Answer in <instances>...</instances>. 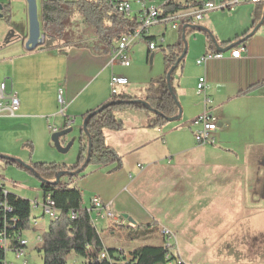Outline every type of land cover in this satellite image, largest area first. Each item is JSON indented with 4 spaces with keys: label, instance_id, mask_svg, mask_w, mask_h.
<instances>
[{
    "label": "crops",
    "instance_id": "1",
    "mask_svg": "<svg viewBox=\"0 0 264 264\" xmlns=\"http://www.w3.org/2000/svg\"><path fill=\"white\" fill-rule=\"evenodd\" d=\"M131 1L133 9L139 7L136 0ZM165 1L149 0L151 5L158 7ZM174 1L183 4L187 0ZM196 1L200 3L202 0ZM246 4H253V7H243ZM262 6L244 2L234 11H209L195 22L200 29H193L194 21L189 22L185 60L177 68L181 73L176 78V85L173 82L181 106V118L172 121L176 122L174 124L150 128V114L145 111L119 113L117 116L124 123L122 130L108 131L106 137L108 144L122 156V168L114 171L113 165L91 166L71 182L85 195V207L92 197L98 196L111 202L115 213L129 216L139 225L149 223L155 213H147L144 207L141 197L149 196L145 185H159V170L170 166L169 169L184 182L182 186L186 183L188 208L195 205L194 195L191 196L190 192L195 193L196 187L201 186L216 200L215 204L220 208L218 224L225 226L214 234L220 240L221 248L239 255L226 259L223 264H264V24L245 42L224 51L218 50V45L227 48L242 39L245 32L249 34ZM162 36L165 41V31ZM181 36L182 29L176 30L169 47L176 45ZM26 39L22 40L23 47L17 56L32 59V63H21L18 68L14 57L3 58L0 63L10 65V71L0 75V82L5 81L7 88L10 86L8 90L17 92L21 101V108L15 116L4 114L0 117V133L23 127L32 139L31 135L40 122L47 124L48 121L49 124L54 119L60 127L75 123L77 118L110 98L111 76L117 74L115 67L120 65L110 64V54L98 56L87 48L76 47L38 48L29 52L25 48ZM241 45L246 51L238 58L233 57L232 50ZM216 53H222L223 57L210 56ZM207 55L210 57L205 62L197 63ZM34 74L38 77L35 78ZM201 77L206 79L205 94H198L197 90ZM129 85L130 81L120 86L119 93L143 97L141 88ZM253 85L257 86L251 88ZM205 97L209 99L208 103ZM206 109L218 119L213 145L198 144L194 130L186 126ZM45 125L43 123L44 129ZM59 151L61 153L54 156V161L69 166L77 163L78 149L71 153ZM61 179L68 181L65 175ZM0 185L9 191L4 183L0 182ZM158 201V198L150 199L155 208L160 207ZM40 205L39 202L35 204L36 207ZM45 218L35 216L32 219L37 223L31 228L35 241L49 226L50 220ZM226 222L230 223L228 229ZM186 223L188 227V218ZM184 224V220L177 217L167 221L174 232L181 231ZM193 238H196L195 232L187 237Z\"/></svg>",
    "mask_w": 264,
    "mask_h": 264
},
{
    "label": "trees",
    "instance_id": "2",
    "mask_svg": "<svg viewBox=\"0 0 264 264\" xmlns=\"http://www.w3.org/2000/svg\"><path fill=\"white\" fill-rule=\"evenodd\" d=\"M197 4L196 0H187L183 4L166 0L159 8L161 13L167 16L183 9H190ZM261 4L263 6L254 26H257L263 17L264 2ZM39 19L44 34V44L39 48H87L98 56H108L120 37L131 34L138 25L136 19H129L117 13L108 0H41ZM183 23L182 36L184 33L187 35L189 25ZM196 28L200 29L197 26L193 27ZM247 33L248 31L243 36L245 37ZM182 36L176 45L169 47V53L164 56L167 67L165 76L149 82L143 97L126 93L111 94L108 100L81 116L83 122L87 117L88 120L86 129H81L76 164L69 166L58 161L35 162L31 165L32 168H28L17 159L5 158L9 164H17L35 173L40 179V189L45 200L50 196L55 202L58 218L50 219L42 243L36 246L43 254V264L74 262L77 264H186L181 257L165 247L166 237L163 233V243L159 246L144 245L134 249L124 246L105 247L99 227L93 222V216L88 211L90 203L85 207L82 191L78 187L71 186L73 179L83 175L90 166L113 165L114 171L122 168V156L108 144L106 137L108 131L116 132L123 128L124 123L118 118V112L145 111L150 114L148 120L150 128L163 127L170 122L169 118L178 115V97L173 85V76L186 56L178 62L184 52ZM210 37L212 38L211 35ZM145 38L149 41L156 40L155 36ZM175 47L179 50L174 51ZM176 64L178 66L171 76L169 85L167 73ZM89 142L92 143V149L87 166L79 174L65 175L68 179L66 182L60 178L57 184L52 183L60 171H76L84 164L88 156ZM31 213L32 202L29 199L15 192L6 191L0 185V264H6L7 252L20 247L22 234L26 230H31ZM2 239H6L9 243L8 250L1 244ZM71 254L81 257L83 261L69 263L68 258Z\"/></svg>",
    "mask_w": 264,
    "mask_h": 264
},
{
    "label": "rangeland",
    "instance_id": "3",
    "mask_svg": "<svg viewBox=\"0 0 264 264\" xmlns=\"http://www.w3.org/2000/svg\"><path fill=\"white\" fill-rule=\"evenodd\" d=\"M37 2L39 9L41 8V0H37ZM0 5L3 6L0 12V63L3 61V58L11 57L15 58V65L18 68L21 63H32L34 61L32 59L24 60L17 56L23 47L22 40L28 38L29 33L27 1L0 0ZM243 7L252 8L253 4H246ZM138 9L139 7H135L133 10L137 11ZM193 21L194 23L192 25L199 26L198 23H195L199 20L193 19ZM178 22L180 28L176 30L181 31L184 23L182 20H178ZM176 30L172 29L169 23H166L164 27L162 25L152 27L150 29V36L157 34L155 40L157 47L150 50L149 39L144 38L138 40L131 48L133 52H130V56L133 59L132 65L129 67L117 65L115 67V72L128 78L130 81L129 87H139L142 89L143 93L144 88L149 82L165 76L167 67L164 56L169 53V44L175 39ZM164 31L165 41H162V33ZM186 43H188L187 37L184 41V48L186 47ZM221 48L225 47L221 46ZM7 65L8 64H0V75H5L10 71V65ZM180 73V69L175 71L173 77L175 85L176 78ZM42 76L43 74L40 75V78ZM34 77L37 78L38 75L34 74ZM19 81L21 82L20 78ZM22 82H24V79H22ZM10 83L11 81L9 79L8 84L10 85ZM8 89H10V86ZM126 111L129 110L120 111L117 115ZM53 120H51L49 124L47 120V124L46 122H40L41 124L37 127L34 135H31L32 139L28 137L29 135H26V129L23 127L15 128L8 133H0V182L6 185L7 190L15 192L32 202V219L35 216H40V219L46 217V220H50L48 216L44 215L43 203L45 198L40 189V179L35 173H31L19 167L17 164L7 163L5 158L17 159L28 167L35 162L54 161V156L61 153L59 150L65 153H71L72 151L76 152L77 149L79 150V139L81 136L80 127L81 124H83L82 118L79 117L75 123L62 127ZM43 123L44 125L46 124L45 129ZM174 123L176 122H169L166 125ZM186 126L192 127L194 132L198 128V126L190 124ZM52 127L59 131H54ZM47 128L51 129L53 132L50 133V130L48 131ZM177 162L179 163V160H175V163ZM169 168L170 166H167L159 170L161 173L160 180L158 181L159 185L156 186L155 183L146 184V193L148 192L149 196L141 197L147 213H155L154 219L150 218L149 223L145 221L146 224L139 225L138 221H135L131 217L123 215L122 213H116L119 220L122 222L121 224L118 225L114 221L108 222L105 220L99 222V232L105 247L159 246L163 243L162 229L165 227L171 230L177 237L178 249L175 250V252L180 255L181 259H185L184 261L186 264H223L226 259L239 256L235 254L233 250L221 248L220 240L215 236L216 234H214L218 233V231H222L225 226L220 227L218 224L217 216L220 208L215 204L216 200L211 198L208 191L203 190L201 186L196 187L195 193L193 191L190 192L191 196L192 193L194 195L195 205H191L188 208L186 204L188 198L186 183L182 186L184 182L178 179L174 170H170ZM172 171L174 172L172 173ZM174 182L175 184H172ZM130 188L133 192V187ZM150 194L153 200L158 198L159 208H155L150 203ZM83 198L85 199V195H83ZM36 201L41 205L36 207ZM173 204L175 206H172ZM236 208L238 209V207ZM176 217L179 220H184L185 224L181 231L175 230L174 232L167 225V221L170 218ZM147 218L146 216V219ZM187 218L190 220L188 227L186 223ZM229 227L230 223L226 222V229ZM231 229H233V227H231ZM193 232L196 233V238L187 239ZM24 236L30 242L26 248L28 264H43V254L40 253L36 247L34 232L32 230H26ZM232 248L233 247H231V249ZM246 250L249 251V249ZM242 255L248 256L249 253H243ZM7 260L8 262L23 264V259H18L12 251L7 253ZM73 261L82 262L83 259L75 254H71L68 258V262L72 263Z\"/></svg>",
    "mask_w": 264,
    "mask_h": 264
},
{
    "label": "built area",
    "instance_id": "4",
    "mask_svg": "<svg viewBox=\"0 0 264 264\" xmlns=\"http://www.w3.org/2000/svg\"><path fill=\"white\" fill-rule=\"evenodd\" d=\"M112 8L129 19L137 20V27L131 34H124L120 37L117 42L115 48H113L110 53V64H120L126 67L132 65L133 59L130 56V51L134 43L138 40L144 39L149 35L150 29L154 26L165 25L166 23L170 24L172 29L179 28L178 20H182V22H186L189 24L193 19L201 20L209 11L212 10H236L240 4L244 2L260 4L264 2V0H202L196 6L190 9H183L176 13L169 14L167 16L163 15L158 6L151 5L149 0H136L139 4V9L134 11L131 5L130 0H108ZM157 47L156 41L149 42V49L153 50ZM246 51V47L241 45L238 48L232 50L231 55L235 58L240 57L241 52ZM211 57L221 58L223 57L222 53H216L210 55ZM209 55L203 56L202 58L197 60V63L205 62ZM129 83L128 78L123 75L113 74L110 80V90L111 94H118V88L123 85H127ZM206 89V79L205 77H201L199 79L197 90L198 94H205ZM62 91H60V94ZM206 103L209 102V99L205 97ZM21 108V101L18 97L17 92L14 90H8L7 84L5 81L0 82V117L4 114H8L10 116H15ZM190 125L198 126L196 131L194 132L196 141L200 145H208L215 144L216 137L215 133L218 129V119L212 114L208 109H206L202 114L197 116ZM54 131H57L56 128L52 127ZM37 204V202H35ZM44 215L48 216L50 219H57L58 213L55 209L54 200L48 196L43 203ZM88 211L93 216V222L99 227V222L105 221H114L116 224H121L122 222L119 220L116 213L113 211L112 203L105 202L100 197L94 196L91 198L90 205L88 207ZM74 217V216H73ZM31 226L36 227L37 223L35 221H31ZM163 235L166 237L165 247L168 250H171V253L178 255L175 250L178 249L177 246V237L174 233L166 229L165 227L162 229ZM43 241V235L40 234L36 238V246L40 245ZM1 244L8 250L9 243L6 239L1 240ZM30 244L29 240L22 234L20 238V247L12 250L15 253V256L18 259H23V264H28V259L26 257V248ZM9 252V251H8ZM7 252V253H8ZM6 264H17L15 262H6ZM73 264H77L74 262Z\"/></svg>",
    "mask_w": 264,
    "mask_h": 264
},
{
    "label": "water",
    "instance_id": "5",
    "mask_svg": "<svg viewBox=\"0 0 264 264\" xmlns=\"http://www.w3.org/2000/svg\"><path fill=\"white\" fill-rule=\"evenodd\" d=\"M26 1H27V4H28L29 33H28V38L26 39V42H25V48H26L27 51L32 52V51H35L36 49H38L39 47L43 46V44H44V34L42 33V30H41V23H40V19H39V9H38L37 0H26ZM2 9H3V6L0 5V12H1ZM0 16H1V14H0ZM263 24H264V12H263V17H262L260 23L257 26H255L254 29L249 34H247L245 37H243L242 39L238 40L233 45H231V46H229L227 48H221L217 44L216 39L214 37H212V38H213V41L218 45V50L219 51H224V50H227V49H229L231 47H234L236 45H239V44L245 42ZM185 28H186V26L184 27V29ZM182 37H183V42H184L186 40L185 33L183 34ZM186 52H187V43H186V47L184 48V52H183L182 56L178 59V62H180L181 58L186 55ZM177 66H178V64L172 66L170 68V70L168 71V73H167V77L166 78H167V82H168L169 85H170V81H171V76H172L173 72L175 71V69L177 68ZM141 102L146 104L145 101L141 100ZM178 107H179L178 115L176 117H174V118H169L170 122L181 118V106H180L179 102H178ZM151 110L153 111V109H151ZM87 120H88V117L85 118V120L83 122V126H82L83 130L86 129ZM91 149H92V143L89 142L87 159L84 162V164L78 170H76V171H68V170L60 171L56 175L55 180L52 181V183L57 184L60 181V178L62 176H64V175L79 174L87 166V164L89 163L90 156H91ZM6 159H9V158H6ZM28 168H32V167L28 166Z\"/></svg>",
    "mask_w": 264,
    "mask_h": 264
}]
</instances>
